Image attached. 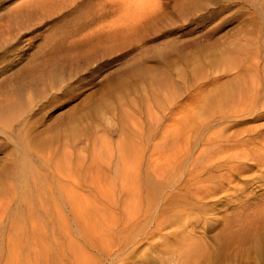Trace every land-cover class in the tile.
<instances>
[{"label": "rangeland", "instance_id": "374dc122", "mask_svg": "<svg viewBox=\"0 0 264 264\" xmlns=\"http://www.w3.org/2000/svg\"><path fill=\"white\" fill-rule=\"evenodd\" d=\"M262 59L264 0H0V264H264L261 150L230 178L215 159L216 188L194 196L175 189L188 161L158 201L146 185L173 139H189L194 155L220 131L264 144L261 91L254 109L217 118ZM134 162L152 204L143 214L162 216L168 243L141 235L104 253L78 238L75 260L56 179L69 172L82 196L113 192ZM176 215L184 226L169 221Z\"/></svg>", "mask_w": 264, "mask_h": 264}, {"label": "bare ground", "instance_id": "6f19581e", "mask_svg": "<svg viewBox=\"0 0 264 264\" xmlns=\"http://www.w3.org/2000/svg\"><path fill=\"white\" fill-rule=\"evenodd\" d=\"M260 91L262 102H264V59L261 60L256 78L249 76L248 81L238 82L234 88L225 94L224 100H222L218 106L219 109L217 108L218 114H220V117H217L218 120H224L231 114H242L254 109L257 106V94H259ZM261 104L264 105V103ZM172 139L171 137V140ZM180 139L182 138L180 137ZM173 141L174 139L169 143L166 142V150L155 155L158 157L157 159L153 156L154 160H152V162L154 163L151 162L152 164L150 163L149 165V177L147 173H145L148 178L146 185L150 188L151 193H153L151 200L148 197L146 199L144 190L138 182L141 181L138 176L140 170L138 164L135 162L128 167L122 166L123 171L120 176H118L119 184L117 189L113 192H107L92 187L88 190L89 192L82 196L70 187L71 177L69 178V172L65 179L63 177L65 175L56 179V190L60 194L59 197L62 200H66L65 203L68 205L69 212L71 213V225H73L75 233L73 234L71 249L75 260H79L80 253V251H78L80 246L78 238L84 240L83 242L85 245L82 246L86 249L89 247L93 250H99V248L96 247V243H99L98 246L104 253H109L115 249L124 250L141 235L146 237V241L154 240V237H156V239L160 238L162 243H168L165 236L161 234L162 227L165 224L162 216L158 214L154 220L151 216L145 217L143 211L147 212L152 208L151 202L155 199L157 200V198L161 196L162 187L173 190V185L175 184L173 178L180 175L187 161V166L189 167L187 173L183 177V180L180 181V177L177 179L176 183L179 184L175 185V189L177 191L181 189V191L187 194L188 188L191 186L195 190V192L191 191L193 196L199 194L202 187L210 186L211 189L216 188L215 184H212L208 178V176H213L212 173L209 174L213 163H216L214 169H218L220 165H225L229 174H226L225 177L230 178L232 172L236 171L239 160L249 157L253 154H250L251 152L255 154L257 151L261 150L262 153H258L256 157H262V161H264V144H257L253 138L239 139L236 134L225 135L221 131L213 133L211 137L204 140V143H202L203 148L196 155L193 154V148H188L189 139L184 138L183 141L181 140L183 142L182 147L177 143L176 139L175 144ZM262 142H264V140H262ZM156 153L154 152V154ZM215 159L217 160L214 161ZM219 159L223 161L224 164H219ZM120 162H122V160ZM202 175L207 176L203 178ZM221 177L222 176L216 178ZM202 195L203 192L200 194L201 200L203 199ZM200 199H196V201L200 202ZM144 219L145 222L142 223ZM185 219L186 218H184V220ZM169 221L176 224L175 226H184V224H181L182 218L178 215H176L174 219L170 218ZM151 226L152 228H150ZM182 235H184L183 231L176 234L174 233V237L178 243L180 241L183 242L182 238H180ZM192 244L194 245V243ZM190 246L187 244V251H193L194 253L195 251L189 248ZM193 247L196 248L195 245ZM82 251L85 252L83 248Z\"/></svg>", "mask_w": 264, "mask_h": 264}]
</instances>
